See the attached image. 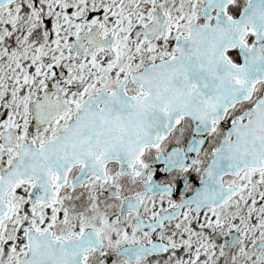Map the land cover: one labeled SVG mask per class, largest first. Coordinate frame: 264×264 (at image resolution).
Here are the masks:
<instances>
[{
	"label": "snow or ice",
	"instance_id": "snow-or-ice-1",
	"mask_svg": "<svg viewBox=\"0 0 264 264\" xmlns=\"http://www.w3.org/2000/svg\"><path fill=\"white\" fill-rule=\"evenodd\" d=\"M0 264H264V0H0Z\"/></svg>",
	"mask_w": 264,
	"mask_h": 264
}]
</instances>
